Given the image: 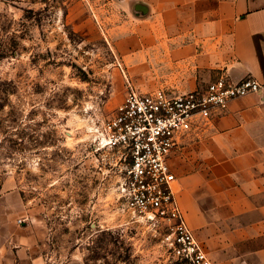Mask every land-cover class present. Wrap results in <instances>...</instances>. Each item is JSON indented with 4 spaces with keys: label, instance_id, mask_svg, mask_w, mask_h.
<instances>
[{
    "label": "rangeland",
    "instance_id": "1",
    "mask_svg": "<svg viewBox=\"0 0 264 264\" xmlns=\"http://www.w3.org/2000/svg\"><path fill=\"white\" fill-rule=\"evenodd\" d=\"M141 15L135 0H0V264H179L92 136L141 91L121 51Z\"/></svg>",
    "mask_w": 264,
    "mask_h": 264
},
{
    "label": "crops",
    "instance_id": "2",
    "mask_svg": "<svg viewBox=\"0 0 264 264\" xmlns=\"http://www.w3.org/2000/svg\"><path fill=\"white\" fill-rule=\"evenodd\" d=\"M127 54L142 92H187L222 71L259 80L199 133L178 140L170 162L177 200L218 264H264V0H135Z\"/></svg>",
    "mask_w": 264,
    "mask_h": 264
},
{
    "label": "built area",
    "instance_id": "3",
    "mask_svg": "<svg viewBox=\"0 0 264 264\" xmlns=\"http://www.w3.org/2000/svg\"><path fill=\"white\" fill-rule=\"evenodd\" d=\"M254 77L234 81L224 70L204 87L141 92L130 85L114 114L92 131L98 147L119 153L117 193L137 221L153 228L179 264H218L179 206L170 158L178 140L199 133L236 98L259 93ZM22 222V221H20Z\"/></svg>",
    "mask_w": 264,
    "mask_h": 264
}]
</instances>
